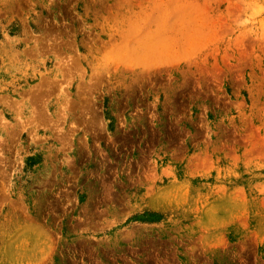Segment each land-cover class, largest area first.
<instances>
[{
  "label": "rangeland",
  "instance_id": "rangeland-1",
  "mask_svg": "<svg viewBox=\"0 0 264 264\" xmlns=\"http://www.w3.org/2000/svg\"><path fill=\"white\" fill-rule=\"evenodd\" d=\"M0 264H264V0H0Z\"/></svg>",
  "mask_w": 264,
  "mask_h": 264
}]
</instances>
